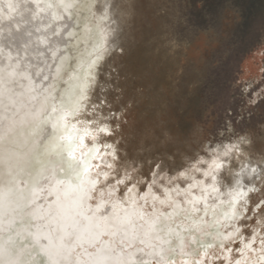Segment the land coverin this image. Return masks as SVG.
<instances>
[{"label":"rangeland","instance_id":"374dc122","mask_svg":"<svg viewBox=\"0 0 264 264\" xmlns=\"http://www.w3.org/2000/svg\"><path fill=\"white\" fill-rule=\"evenodd\" d=\"M95 2L105 43L77 116L103 161L90 202H180L197 215L235 202L237 235L206 264L237 262L251 242L264 253V0Z\"/></svg>","mask_w":264,"mask_h":264},{"label":"bare ground","instance_id":"6f19581e","mask_svg":"<svg viewBox=\"0 0 264 264\" xmlns=\"http://www.w3.org/2000/svg\"><path fill=\"white\" fill-rule=\"evenodd\" d=\"M95 3V0H6L5 6L0 7V68L15 69L25 105L10 114L9 119H0V147L17 153V159L24 166V171L16 177L24 199L18 200L14 194L9 197L11 204L6 200L0 207V262L47 260L43 253L37 255V237L41 245L48 243L44 237H51L55 248L64 230L73 231L70 227L65 229L63 223L58 224L51 210L56 207L57 194L63 197L65 187L60 185L53 190L55 180L75 182V178L66 163L63 171L56 169L55 179L40 178L41 172L51 169L52 164L44 155L29 162L28 152L40 130H50L47 117L59 115L52 112L53 107L59 109L61 100L74 99L85 81L87 95L90 77L94 75L105 43L100 24L91 20ZM32 97L42 103L45 114L43 121L33 127L28 102ZM69 120V128L71 124L80 128L77 117ZM63 134L61 129L59 135ZM64 143L66 145V141ZM20 144L25 147L19 148ZM101 157L100 153L96 159L101 162ZM91 164L94 165V160ZM92 168L89 175L94 178ZM43 175L48 176L49 172L43 171ZM34 178L39 182L33 183ZM97 185L98 182L95 188ZM135 199L127 203L103 202L102 199L94 203L88 199L85 202L88 214L95 212L97 217L105 218L103 234L93 243L85 242L82 246H77L74 236H67L64 243L71 245V250L68 252L66 247V260L58 257L61 264H77L78 261L85 264L101 250L109 257L110 264H206L205 259L213 256L210 249L217 245L222 247L237 235V229L229 228L239 218L235 202L218 212L206 210L197 215L180 202H173L167 211L164 207L168 202L149 200L152 207L148 208L147 202H135ZM98 204L102 207L96 211ZM251 243L243 246L241 254L245 257L237 262L232 260L231 252H227V262L264 264V253L258 252ZM249 251L255 256H250Z\"/></svg>","mask_w":264,"mask_h":264},{"label":"snow or ice","instance_id":"6c2138e0","mask_svg":"<svg viewBox=\"0 0 264 264\" xmlns=\"http://www.w3.org/2000/svg\"><path fill=\"white\" fill-rule=\"evenodd\" d=\"M87 82L85 81L80 86L79 94L69 101H60V108L53 107L52 112H58L59 115L53 118L51 115L47 117V124L50 130L41 129L38 137L32 140L30 152L33 154V158L38 155H44L49 158L52 164L51 169L45 168L43 171H48L49 175H43V171L40 174V178L43 179H55L56 169L64 170L63 165L67 164V169L70 174L75 178V182L72 180H55L53 184V190L59 189L60 185H65L62 189L63 197L57 194L56 207L52 209L53 219L58 223H63L65 229L71 228L73 231L69 233L64 230L58 237L60 243L53 248L51 237H44L48 241L47 244H40V237L36 239V245L39 247L37 255L43 253L48 257L47 260L36 261L35 259H26L24 261L5 260L2 264H61V259H67L65 249L67 247L68 252L71 250V245L66 246L64 241L69 235L75 237L77 246H82L83 243H93L100 235L103 234L105 224L103 223L104 217H97L95 212L88 214L85 209V202L91 199L90 193L95 188L97 180L92 178L89 173L91 171L92 160H95L100 156V149L93 143L91 148L85 143L86 138H91L93 142L96 140V136L93 134L92 129L88 127L84 122H80L82 127L78 128L76 124L70 125L69 118H76L84 108L83 101L87 99L86 95ZM61 129L64 130L63 135H59ZM97 132L109 133V129L105 127H97ZM66 141V145L65 142ZM105 147L111 148V145ZM79 153V156L77 155ZM52 158H55L54 160ZM102 159V157H101ZM19 167V173L24 171V166L20 161L17 162ZM37 163L39 160L37 159ZM216 169L222 167L221 164L213 161ZM111 168V165H108ZM99 175V173L97 174ZM107 176V173H104ZM207 175V173H206ZM14 179H16L14 177ZM214 179V177H213ZM33 183H38L39 179L34 178ZM215 190V189H214ZM17 195V199H24V193L19 188L16 182L14 188L10 187L7 192H0V207L7 200L9 204L12 203L9 197L13 194ZM102 205L98 204L96 211H99ZM88 255H93L87 253ZM31 256V253H29ZM77 264H80L78 261ZM85 264H110L107 254L100 252L96 253L94 258Z\"/></svg>","mask_w":264,"mask_h":264},{"label":"clouds","instance_id":"9594fccd","mask_svg":"<svg viewBox=\"0 0 264 264\" xmlns=\"http://www.w3.org/2000/svg\"><path fill=\"white\" fill-rule=\"evenodd\" d=\"M5 3L6 0H0V7H4ZM23 97L22 85L16 77L15 69L8 66L0 68V119H9L10 114H15L21 107L25 106ZM28 102L31 105L29 110L33 114L31 124V127H33L37 122L43 121L45 114L42 103L36 100L35 97L28 99ZM18 147L24 148L25 145L20 144ZM28 156L30 162L33 154L29 151ZM18 161L17 153L6 147H0V192H7L10 187L14 188L16 184L14 177L16 178L19 175ZM14 194L13 192L11 196Z\"/></svg>","mask_w":264,"mask_h":264}]
</instances>
